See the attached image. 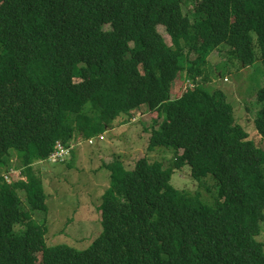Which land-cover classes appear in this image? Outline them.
Wrapping results in <instances>:
<instances>
[{
    "label": "trees",
    "instance_id": "16d2710c",
    "mask_svg": "<svg viewBox=\"0 0 264 264\" xmlns=\"http://www.w3.org/2000/svg\"><path fill=\"white\" fill-rule=\"evenodd\" d=\"M222 46L234 66L257 60L264 69V0H0V264H264L255 239L264 148L236 122L226 93L199 81ZM181 72L193 87L171 98ZM256 101L264 140V82ZM142 105L151 115L146 149H171L172 165L103 162L110 182L99 234L83 249L47 245L32 215L47 210L33 164L61 161L66 154L50 158L57 143L98 138ZM184 165L193 179L211 175L212 201L171 184ZM12 167L19 176L7 182Z\"/></svg>",
    "mask_w": 264,
    "mask_h": 264
},
{
    "label": "rangeland",
    "instance_id": "374dc122",
    "mask_svg": "<svg viewBox=\"0 0 264 264\" xmlns=\"http://www.w3.org/2000/svg\"><path fill=\"white\" fill-rule=\"evenodd\" d=\"M192 8V1L183 4L184 13H189ZM157 30L165 42L171 44L165 28L158 25ZM227 51L222 46L208 55V74L199 77V81L208 90L221 89L226 93L228 102L233 106L236 122L243 126L258 147L264 148V140L257 134L253 124L260 107L256 101V93L264 82L263 66L260 61L255 60L252 65L242 69L240 65L236 67L232 62L226 61ZM231 60L241 64L237 58ZM209 67L216 68L217 71L212 72ZM183 75L184 72H181L176 77L171 87V98L178 97L183 94L184 89L193 87L192 80L185 79ZM132 115L134 117L131 120L125 115L117 117L112 122V127L98 138L93 136L88 140L89 137L76 134L75 139L71 140L68 153L61 161L45 160L33 164L34 172L42 179L47 210L34 211L32 215L45 225L47 245L65 243L83 249L99 234L101 222L98 208L102 202V194L110 182L109 171L102 165L103 162L118 157L124 161L126 168H132L136 159L148 156L150 161H160L164 167L172 165L171 149H146L150 129L145 127H149L151 123L148 108L142 105ZM11 163L15 164L14 158ZM17 173L18 169L12 167L4 177L7 182H12L18 178ZM170 182L175 188L198 192L205 202L212 201L216 192L211 175L193 179L188 165L174 169ZM19 194L23 198L24 192L20 191ZM23 204L28 207L25 202ZM255 239L262 243L264 251V220L260 223V232ZM39 258L40 253H34L35 263L39 262Z\"/></svg>",
    "mask_w": 264,
    "mask_h": 264
},
{
    "label": "built area",
    "instance_id": "2783aa9c",
    "mask_svg": "<svg viewBox=\"0 0 264 264\" xmlns=\"http://www.w3.org/2000/svg\"><path fill=\"white\" fill-rule=\"evenodd\" d=\"M70 147H65L59 143H57L55 150L51 153L50 158L53 161H57V159L61 156H64L68 153ZM61 160V158H60Z\"/></svg>",
    "mask_w": 264,
    "mask_h": 264
}]
</instances>
